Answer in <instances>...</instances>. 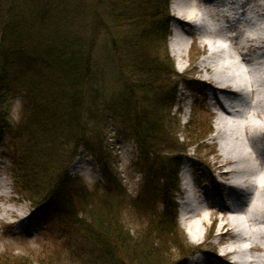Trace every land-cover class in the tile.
Returning <instances> with one entry per match:
<instances>
[{"label": "trees", "instance_id": "1", "mask_svg": "<svg viewBox=\"0 0 264 264\" xmlns=\"http://www.w3.org/2000/svg\"><path fill=\"white\" fill-rule=\"evenodd\" d=\"M81 6L74 0H0V104L6 98L22 102L16 124L0 114V145L16 193L35 210L53 211L57 229L72 244L39 264H163L157 253L163 246L173 243L181 253L187 244L174 202L181 157L171 156L178 152L170 139L178 126L170 119L178 83L165 48L158 50L168 37V0H93L88 15ZM101 33L120 66L126 59L125 81L111 96L96 83ZM109 126L136 145L137 196L103 147ZM191 126L196 129L188 138L212 132L209 118ZM83 147L101 169V183L92 189L67 174ZM126 216L140 221L139 230L128 227ZM4 259L0 264L9 263Z\"/></svg>", "mask_w": 264, "mask_h": 264}, {"label": "rangeland", "instance_id": "2", "mask_svg": "<svg viewBox=\"0 0 264 264\" xmlns=\"http://www.w3.org/2000/svg\"><path fill=\"white\" fill-rule=\"evenodd\" d=\"M173 1L174 0H168V13L169 17H173L174 21L167 27L168 37L165 46L160 45L158 50L163 51L165 48V51L173 62L174 72L176 74V76H173L172 81L178 83L176 97L173 102L172 115L170 116L171 122H178V126L176 124L173 129L175 133L170 135V139L174 145L173 147H175L174 150L178 152L172 153L171 156L177 155L181 157L178 174V193L175 196L176 201L174 202L178 209L176 216L177 226L185 237V242L187 244L184 245V248L180 251L181 253H178V249L172 247L173 243L166 244V246H163L157 253L159 258L163 257V259H161L163 264H180V261H183L184 264H188L190 262V257L188 256L184 259L181 257V254L187 253L190 248L199 246L202 247L203 250L210 251L213 247L216 249V252L219 253L221 246L225 245L224 243L229 240L228 238L224 240L217 238L214 240L215 236H213L212 241H206L207 238L205 236L211 229L213 232H216V221L212 224V219H209L203 226V228H206L208 231L198 245L189 240L187 234L180 225L181 208L186 202V198L191 194L190 192L199 194V192L205 190L208 199H211V201L215 200L217 206L219 202L216 200L215 195H222V193H219L217 188L214 187L221 179L215 177L211 182L209 178L210 172L208 171L210 167L212 168L216 160V156L214 157V155L209 153L208 144H215L217 151L219 146L213 139L215 127L214 113L212 109L210 110L208 100L210 91L202 85L200 81L196 80L197 75L193 69L200 58L203 57L204 54H202V50H206V47L201 44L199 38L195 39L193 37L192 40L195 45H197L198 49H196L197 51L191 50L190 46L184 61L186 62L184 66L182 64L179 65L177 60L170 54L172 30H177L178 28V24L175 23V21H182L172 11ZM81 4H86L83 8H85L86 14L88 15L92 8L93 0H74L75 7L79 5V8H82ZM257 4L264 5V0H222L210 3L200 0L195 14L205 34L214 35L217 44L220 45L221 50L224 52L223 54L227 57H234L240 52V48L235 46L234 40H231L233 36L229 37L231 34L240 36V34L251 32L255 37V41L259 40V29L256 24L260 20L264 23V14L258 12V8L256 7L258 6ZM242 12H244L243 16H241ZM83 17L86 18L87 16L83 14ZM181 18L187 20L184 16ZM226 19H229V24L226 23ZM196 32L198 33V31ZM110 47L109 38L102 33L99 34L95 46L94 58L101 76L96 83L98 82L99 85H104L105 96L118 93L121 82L125 81L126 78L124 75L125 71L121 69L126 59L122 61V65L120 66L116 56L111 52ZM262 61L264 62V58ZM189 85L195 86L192 87L194 89H188ZM21 108L22 102L18 98H6L0 104V114H3L16 124L22 113ZM206 108L210 110L209 112L213 113V117L207 116L205 111ZM193 117L194 120L191 121ZM207 118L211 119L210 124H212L211 129L213 136L211 132L205 138H188L190 133L196 129V127L191 126V123L194 121L201 122ZM190 121L191 123H189ZM108 124H111L110 120L107 121V125ZM104 136L105 145L103 144V147H106L107 153L111 157V165H114L115 171L118 173L128 192L133 196H137L140 191L139 187H141V177L138 169L134 167V163L136 164L139 161V154L136 150L135 143L132 140L117 137L112 126H109ZM211 136L212 139H210ZM193 139L195 140L194 143ZM97 144H99V142ZM3 151L4 148L0 145V183L5 185V190L7 191L10 201H0V208L3 206L18 210L23 213L24 217L18 219L16 216L11 215V217L0 220V257L4 256V262L6 260L9 261L7 264H17V262H23V264H39L46 256L48 258L55 251H62L64 243L69 242L68 240L66 241V238L57 229V216L53 211H49L48 213L47 211L44 212L45 209H41L40 212L42 213L38 214L40 212H36L31 208L32 206L27 201L26 196L15 193L8 171V163L3 159ZM78 153L80 156L74 160L67 172L69 177L84 182V185L87 186L88 189H92L97 183V185H100L101 170L96 158L91 155L86 147L81 148ZM75 163H77L76 171L74 170ZM184 168H186L184 180L186 183L184 186L185 189L182 188L181 178ZM214 176H216L215 173ZM251 191L250 189L247 192V198L251 196ZM255 194L256 193H253V195ZM202 197L204 198V196ZM231 197H229V199L227 197V199L230 200ZM233 198L236 199L235 196H233ZM220 216L221 214H218V217ZM125 220L128 223V227L133 229V231L139 230L140 221L137 222V220L131 218V216H126ZM143 232L142 230V233ZM177 239L175 240L176 242H174L176 246L182 245L179 244L180 240ZM69 244L72 245L71 243ZM152 254H154V251ZM154 255L156 256V253ZM250 255L252 256L254 253ZM208 259L212 264H217L215 258ZM219 263H222V261L219 260Z\"/></svg>", "mask_w": 264, "mask_h": 264}, {"label": "bare ground", "instance_id": "3", "mask_svg": "<svg viewBox=\"0 0 264 264\" xmlns=\"http://www.w3.org/2000/svg\"><path fill=\"white\" fill-rule=\"evenodd\" d=\"M199 1H173L172 11L182 21H175L178 28L172 30L170 54L184 66L191 41L195 44L193 37L199 38L206 47L193 69L196 80L210 91L208 100L215 127L213 139L219 146L217 151L215 144H208L209 153L216 156L208 171L211 182L215 177L221 179L214 187L222 195H215L219 202L216 208L211 205L205 190L199 194L190 192L181 208L180 225L189 240L198 245L208 231L203 226L212 219V224L216 221V232L211 229L205 236L206 241H212L213 236L214 240L228 238L229 241L226 240L219 253L213 247L210 251L194 247L202 255L188 264H212L208 258H215L217 264H264V23L260 20L256 24L259 29L257 41L251 32L235 34L231 40L240 52L237 56L227 57L214 35L205 34L198 23L195 13ZM257 5L258 12L264 14V5ZM183 16L187 20H183ZM169 18L172 23L173 17ZM226 23H230L229 19ZM210 110L206 108V114L213 117ZM185 169L181 174L184 189ZM250 189L251 196L247 198ZM227 197H231L230 200ZM0 201H10L3 183H0ZM11 215L18 219L24 217L18 210L0 208V220Z\"/></svg>", "mask_w": 264, "mask_h": 264}]
</instances>
